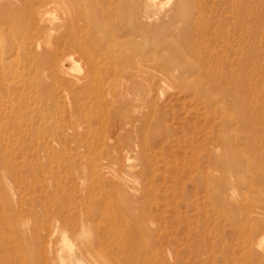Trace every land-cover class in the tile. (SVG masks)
<instances>
[{"label":"rangeland","instance_id":"374dc122","mask_svg":"<svg viewBox=\"0 0 264 264\" xmlns=\"http://www.w3.org/2000/svg\"><path fill=\"white\" fill-rule=\"evenodd\" d=\"M29 1H8L14 14L35 11L34 67L16 80L37 99L27 101L26 134L0 138L9 167L0 172V264H246L252 247L256 259L264 241H247L249 226L264 221V0H35L33 9ZM92 37L101 42L94 61L104 69L116 60L109 77L82 58ZM58 52L75 63L66 75L53 70ZM209 80L216 92L201 96ZM127 84L133 104L106 121L101 151L87 152L83 127L102 131L97 112L112 108L94 87ZM228 93L245 105L246 131ZM142 117L150 131L139 129ZM229 137L241 156L234 167ZM114 175L138 197L118 198L101 182ZM204 175L228 180L219 206ZM234 195L246 219L238 227L222 213Z\"/></svg>","mask_w":264,"mask_h":264},{"label":"bare ground","instance_id":"6f19581e","mask_svg":"<svg viewBox=\"0 0 264 264\" xmlns=\"http://www.w3.org/2000/svg\"><path fill=\"white\" fill-rule=\"evenodd\" d=\"M8 1L9 0H0V138H2V140H4V139L19 140V138H22L24 136V134H26V129H25V126L23 124V119L28 113L29 105H28L27 101L31 100V102L33 103V101H35L37 99V91L23 92L22 90H24V89L22 88V84H24L25 82L21 83L20 80L17 81L16 79H18V77L21 73L20 68L23 69L22 72H28V70L32 71V69L34 67V64H33L34 53H33V49H32L33 48L32 47L33 46L32 39H33L34 34H32V32H30V31H28L27 27L29 26L28 24L31 23V21H34V23H36L37 21L34 18V16H35L34 10H30L29 13L24 14V16L20 13L14 14L15 12L10 11V10L15 9L17 5L12 4ZM157 1H154V3ZM153 4L151 3V5H153ZM27 5L31 6V9H33L35 7V0H30L29 4L27 2ZM50 6H52V5H50ZM45 16L41 15L42 23L46 20L45 18H43ZM49 18H50V16H49ZM82 20L84 22H86V18H82ZM77 21H78L77 18L72 19L71 24L73 26H75ZM87 22H88V19H87ZM56 36H58V34ZM92 38H94V37H92ZM92 38L89 42L88 47L87 48L85 47V49L82 48V50H81L82 58L84 59V62L86 63L88 70H92V69L95 71L101 70V71H103V73L105 75L104 77H109V76H111V74L113 75V73L117 70L116 60H114L113 58H108L107 59V62H108L107 65L108 66H107V68L105 67L104 69H103L104 65H102L101 62L94 61V58H93L94 53H96L101 48L100 47L101 42L99 43V41H97L95 38L94 39H92ZM49 48H50V46H49ZM70 52H72V51H70ZM21 54H22V59L20 58ZM75 54H73V55H75ZM55 55L56 56L53 57V63H51V64L53 65L54 72L58 73V75L67 72V70H70V69H68V68H70V66L71 67L75 66L74 62H73L74 65L72 64V60H73L72 57L69 56L67 53L58 52ZM58 55H60V56H58ZM75 56H77V55H75ZM58 57H60V58L58 59ZM103 62H105V61H103ZM126 62H128L127 58L123 57L122 58V65L125 64ZM82 63H83V61H82ZM21 64H22V66L20 67ZM50 71H51V69H50ZM71 71H72V69H71ZM69 73H72V72H69ZM65 75H66V73H65ZM25 85H29L28 87L32 90L35 89V87H36L34 81L32 84L26 82ZM206 85L208 88L207 89L208 92L205 89L200 88L201 96H207V97L212 96L216 92V90L214 89V87H215L214 83L211 80H209V82ZM104 86H105V84H104ZM150 86H151L150 91H153V87L155 85H153V83H152V84H150ZM94 89L98 93L99 99H101L102 101H106V102L111 101L110 105L112 108L108 107L107 110L104 109V111H102V112L98 111L97 115H96V123L100 126V129L103 131V129L105 128V125H106V121H109L110 118H116V119L122 118L123 115L125 114V110H126L127 105L133 104V101L135 98L134 97V91H133L134 87H133V85L127 84V85H122V87H120V88H111V86H108V87H94ZM94 89H93V91H94ZM149 94H152V93L150 92ZM142 96L144 97V98H142V100L147 102L148 101L147 95L144 94ZM226 97L228 99H231V97H232L231 103H232V107L234 110V114H235L236 118H238L240 120V123L242 124L243 131H246V125L248 124L249 120H248L247 116H245V105L241 104V106H240V104L237 103V100L233 96H231L229 93L227 94ZM79 100H80V98L79 97L77 98L76 96H74V98H72V102L75 104H78ZM105 105L108 106V104H105ZM77 107H79L78 109H80V105H78ZM83 111H85V110H83ZM32 113H33V115H32V118L30 119V124H32V126H33V123L35 121H38V119L36 118L34 108L32 110ZM86 117L87 116H85V118ZM85 120L87 122L90 121L87 119H85ZM140 121H141V124L139 126V129L144 128L145 131L151 130L152 125L146 117H142ZM136 125H138V123ZM136 125H131L132 131L136 130V128H137ZM31 129H32V127H31ZM102 131H97V130L92 131L90 122L86 127H83L82 132L87 137L86 144H85V148L87 149V152H91V151L95 152L97 150L101 151V146L106 145L107 138L104 137L105 134H103L105 129L103 132ZM127 138H129V137L127 136ZM90 140H92V141H90ZM233 140H234L233 137L228 138V141H227L228 151L225 154L226 159L230 158V159L234 160L235 163L231 162L232 167L236 166L237 164H240V162H241V161L239 162V160L241 159V156L238 153V150L233 147ZM126 145H128L129 147H133V146H131L132 144H131V141H129V140H127ZM145 148L147 149V146H145ZM246 153H247V151H246ZM114 154H115V152H114ZM125 154L126 153H124V156H125ZM127 155L129 156L130 154H127ZM128 156L125 158V160L127 161V164L130 163V158ZM6 157H7V155L5 154V151L3 153L0 152V172H2V173H5V171L9 170L8 165L5 163ZM120 159H121V157H120ZM225 162L226 161H222L221 163L224 166V169H228V167L226 166L227 163H225ZM150 164L151 163L148 160V158H144L143 161H141L140 165L142 167H144L143 170H146V169L151 168ZM131 166L135 167L133 165H131ZM198 172H199V177L201 176L203 178L202 170L200 169ZM115 177H117V175L112 176V179H110V181L104 179L101 182L104 183L105 186L110 187L112 185V187L116 188V190L118 192V195H117L118 198L131 200V198L138 197V194H137L138 189H134L133 192L130 191L131 193L134 194V196L130 195L128 193V191L124 190L125 185L120 183V181L115 180L114 179ZM204 179L206 180L207 185H208V193L211 194L213 200L219 206L220 200L224 197L226 198L225 193H223L219 187L221 185L228 186L229 185L228 180L226 179L225 176H221V178H220L217 175H211V176L207 175L206 177L204 175ZM249 182H250V180H249ZM111 191L114 192V190H111ZM147 192L151 193L149 190H147ZM115 193H116V191H115ZM141 193H143V192H141ZM96 194L100 198H110V197H108V196H110L109 192L104 193L103 191L98 190V192ZM114 195L116 196V194H114ZM236 198H237L236 195H234V198L230 202L228 209L227 210L225 209L226 212L223 210L222 213H223V216L225 218H227L228 220H232L233 223L238 227L240 224L238 222V220L242 214L238 215L241 211L239 208L240 207L239 202H237L238 200ZM131 203H132V201L129 203V205ZM144 213H145V211H142L141 215H144ZM240 218H242L243 221L246 220L244 215H242ZM142 234L143 233H139V232L133 233L132 232L130 234L129 238L134 239L135 237H140ZM248 235H249L248 236L249 238H248L247 242L251 247H252V243H254V238L262 237L261 240L264 241V221L261 222L260 225H257L255 227L249 226V234ZM247 250H249V249H247ZM250 252H252V253H250L247 256V259H246L247 263L245 262L246 264H264V245H262L260 247V249L256 255V259H255V252H253V247H252V250ZM126 256L127 257L125 259L128 260V258H129L128 254Z\"/></svg>","mask_w":264,"mask_h":264}]
</instances>
